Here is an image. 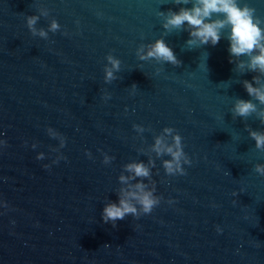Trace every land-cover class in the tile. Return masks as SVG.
Segmentation results:
<instances>
[{"label":"water","instance_id":"1","mask_svg":"<svg viewBox=\"0 0 264 264\" xmlns=\"http://www.w3.org/2000/svg\"><path fill=\"white\" fill-rule=\"evenodd\" d=\"M248 2L264 17V0ZM177 6L0 0V264H264V175L253 167L264 149L248 134L264 123L231 111L255 73L229 62L223 37L190 48L187 31L164 30L160 13ZM28 14L45 36L27 28ZM156 37L178 64L138 58ZM109 54L120 64L106 81ZM166 125L191 161L184 174H166L167 155L151 150ZM129 160H152L146 183L160 201L113 225L100 213Z\"/></svg>","mask_w":264,"mask_h":264},{"label":"clouds","instance_id":"2","mask_svg":"<svg viewBox=\"0 0 264 264\" xmlns=\"http://www.w3.org/2000/svg\"><path fill=\"white\" fill-rule=\"evenodd\" d=\"M178 5L175 9L169 8L162 15L161 26L164 30L187 31L186 45L196 47L199 45H216L223 37L227 40L228 59L232 63L236 59V67L247 68L255 73L251 79L241 81L244 91L250 98L236 97L231 105L234 115L246 117L255 114L261 123H264V108H257V105H264V17L255 14L254 7L248 0H175ZM38 17L35 14L25 16L27 28L35 34L45 36L43 28H36ZM48 30L56 31L60 25L57 20L51 19L48 22ZM136 54L140 60H155L157 62H168L178 64L172 48L161 37L149 41L146 45L137 48ZM243 57V58H242ZM107 64L104 67V78L111 80L114 70L119 68L120 61L112 55L106 56ZM135 88V84L130 86ZM105 98V94H102ZM137 132L143 131V126L133 124ZM47 132L51 136L57 133L49 126ZM248 134L254 141L257 149H264V130L250 128ZM3 143V141H0ZM64 140L60 139L63 146ZM31 147H35L32 144ZM151 150L157 155H167V159L161 161V165L168 175L184 174L185 168L182 165L191 163L189 156L183 150L180 134L171 126H164L161 134L152 138ZM86 155H91L85 149ZM37 159L44 157L43 152L35 153ZM60 159L63 156L59 157ZM113 159L107 153H102V163L108 164ZM53 159L52 163H56ZM149 160H129L123 164V171L117 176L120 187L116 192L115 200H108L101 209V219L105 222H112L113 225L118 219H123L131 214L138 217L141 214L151 212L153 207L160 201L155 193L154 186L149 187L146 178L150 177L151 169ZM45 168L47 164L43 165ZM256 173L264 175V163L253 165ZM5 202L0 201V206ZM219 232L221 229L216 228Z\"/></svg>","mask_w":264,"mask_h":264}]
</instances>
